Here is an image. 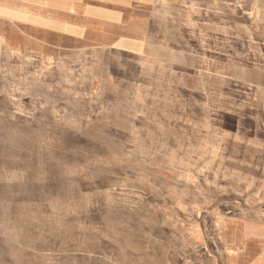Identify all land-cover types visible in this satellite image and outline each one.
<instances>
[{"label":"rangeland","instance_id":"374dc122","mask_svg":"<svg viewBox=\"0 0 264 264\" xmlns=\"http://www.w3.org/2000/svg\"><path fill=\"white\" fill-rule=\"evenodd\" d=\"M88 2L122 22L53 55L0 41V264H137L264 221V0Z\"/></svg>","mask_w":264,"mask_h":264},{"label":"crops","instance_id":"0c3cea01","mask_svg":"<svg viewBox=\"0 0 264 264\" xmlns=\"http://www.w3.org/2000/svg\"><path fill=\"white\" fill-rule=\"evenodd\" d=\"M88 1L0 0V41L11 50L53 55L84 46L89 29L122 22L116 11ZM182 236L186 242L174 256L165 243L140 250L137 264H264L263 220L228 217L193 224Z\"/></svg>","mask_w":264,"mask_h":264}]
</instances>
